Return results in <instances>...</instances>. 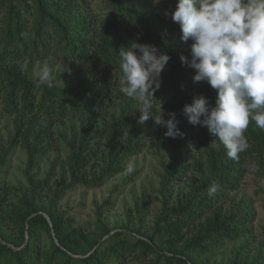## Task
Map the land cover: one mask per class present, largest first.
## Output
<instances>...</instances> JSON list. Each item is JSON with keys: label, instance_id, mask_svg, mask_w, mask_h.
I'll list each match as a JSON object with an SVG mask.
<instances>
[{"label": "trees", "instance_id": "1", "mask_svg": "<svg viewBox=\"0 0 264 264\" xmlns=\"http://www.w3.org/2000/svg\"><path fill=\"white\" fill-rule=\"evenodd\" d=\"M105 3L107 17L95 32L81 11L88 10L86 0H0V108L17 116L9 147L17 140L25 146L23 170L28 187L0 213V264H122L129 257L142 264H201L196 252L240 238L245 233L242 224L253 217L251 211H242L240 203L224 209L219 200L224 192L237 188L248 169L247 159L264 174V130L258 127L244 132L248 148L238 160L229 159L224 146L204 144L201 155L189 163L185 151L174 143L169 162L163 164L162 189L185 171H192L196 179L189 192L170 205L161 192L162 206L152 232L128 224L109 228L100 220L103 210L99 208L91 238L92 230L75 225L59 211L57 203L66 190L76 185L100 186L121 172L124 160L142 151V134L152 126L151 119L138 123V103L121 92L120 48L136 39L170 56L153 104L165 101L172 89L177 91L187 75L188 68L178 61L176 45L161 24L165 16L160 10L170 11L175 0ZM47 58L78 69L84 78L72 87L40 84L20 65L27 59ZM86 71L96 76L87 81ZM190 102L189 98L176 99L168 108L181 117L183 105ZM71 118L86 123L80 132L63 136L69 178L61 174L52 181L50 167L44 178L34 180L31 171L52 146L44 142L52 137L53 126ZM7 150L1 149L0 162ZM213 184L219 188L210 197L208 189ZM4 190H0V204ZM7 225L17 231L15 236L4 229ZM157 229L167 233L166 247L157 243ZM262 256H235L221 264H264Z\"/></svg>", "mask_w": 264, "mask_h": 264}, {"label": "rangeland", "instance_id": "2", "mask_svg": "<svg viewBox=\"0 0 264 264\" xmlns=\"http://www.w3.org/2000/svg\"><path fill=\"white\" fill-rule=\"evenodd\" d=\"M88 7L81 11L86 14L94 25L95 32L101 22L107 17V6L105 0H86ZM153 3V0H151ZM165 10H160V15L165 16ZM164 33L175 43V49L180 61V55H189L188 44L180 40V29L178 24L172 22L170 17L162 20ZM136 40V39H134ZM128 46V45H127ZM21 68L28 73V77L38 81V73L43 67L50 69L51 83L62 86L72 87L76 85L79 79L84 76L78 69H72L60 64L53 58L43 60H24L20 63ZM186 66V65H185ZM187 75L183 84L178 86L177 91L171 90L165 101L153 104L156 112L159 114V105L162 104L164 118L167 119L168 107L176 99L189 98L194 95L202 94L206 97V92L214 98L216 92L206 82L194 83L192 75L194 70L186 66ZM169 66L166 65L163 72H167ZM87 81H91L96 74L86 71ZM86 81V82H87ZM120 81V80H119ZM176 92V93H175ZM129 98V97H126ZM209 99V98H208ZM137 102L134 100V103ZM210 103H214L209 99ZM111 112L117 111L110 107ZM16 115H10L0 108V155L1 149L7 150L10 145V138L14 131ZM151 119V118H150ZM152 120V119H151ZM177 127L183 133L182 136L169 138L164 136L165 128L156 125L152 120V126L142 134L144 147L142 151L123 162V169L116 175L108 178L102 185L95 187H85L76 185L73 189L66 190L62 198L58 201L57 207L65 217L70 218L75 225L84 227L87 231L92 230L96 223L97 210L100 208L103 212L100 215L107 227H126L130 225L139 227L146 232L153 231V221L156 219L160 209L163 192L167 196V203L170 205L182 195L189 192L192 184L195 182L196 175L192 171H185L183 175H178L173 181L166 183L162 189L161 182L165 175L163 164L169 162L173 144L176 143L179 148L185 151L186 160L191 163L193 158L201 155L204 150V144L212 146H223L214 136L210 135L206 126H193L184 116H176ZM250 121L249 128L257 129L255 122ZM86 121H79L78 118L67 119L65 122H56L53 126L52 137L44 143H51L52 146L40 156L35 167L31 171L34 180H41L45 177L50 167L52 170V181L64 174L68 179L69 174L65 167L67 159V148L65 137H69L74 130L80 132ZM1 157V156H0ZM27 161V151L25 146L19 140L16 144L9 147L7 155L0 162V190L5 189L3 202L0 204V213L9 208L10 204L19 196L20 193L28 191L24 167ZM248 169L241 176L238 186L233 191L224 192L219 200L224 209L230 205L239 204L243 212L251 211L253 217L247 223L242 224L245 230L240 238L210 244L207 249L196 252V257L201 264H221L227 263L235 256H261L264 257V174L260 175L246 160ZM129 168L132 171H129ZM46 193V191H43ZM109 205L105 204L108 197ZM4 229L15 236L17 231L11 225L4 226ZM115 230V229H114ZM157 243L166 247L165 241L167 233L157 229L154 232ZM45 235V234H44ZM190 235V234H187ZM104 236L101 238L103 239ZM45 235L43 240H47ZM238 251V252H237ZM122 264H142L132 257L123 260Z\"/></svg>", "mask_w": 264, "mask_h": 264}, {"label": "clouds", "instance_id": "3", "mask_svg": "<svg viewBox=\"0 0 264 264\" xmlns=\"http://www.w3.org/2000/svg\"><path fill=\"white\" fill-rule=\"evenodd\" d=\"M164 14L178 24L180 40L188 44L189 55L179 58L194 70L193 82H206L216 92L214 103L202 94L194 95L183 105L182 115L193 126H206L227 157L238 160L248 148L244 132L250 121L264 130V0H175V7ZM118 54L121 92L137 101L138 123L151 118L165 128V137L182 136L176 113L169 111L165 119L162 104L156 115L152 103L170 59L167 52L132 40ZM37 75L40 84H50L49 68L43 67ZM218 188L211 185L208 195Z\"/></svg>", "mask_w": 264, "mask_h": 264}, {"label": "water", "instance_id": "4", "mask_svg": "<svg viewBox=\"0 0 264 264\" xmlns=\"http://www.w3.org/2000/svg\"><path fill=\"white\" fill-rule=\"evenodd\" d=\"M47 220L49 221V219L47 218ZM51 226V225H50ZM51 232H52V234H53V231H52V229H51Z\"/></svg>", "mask_w": 264, "mask_h": 264}]
</instances>
